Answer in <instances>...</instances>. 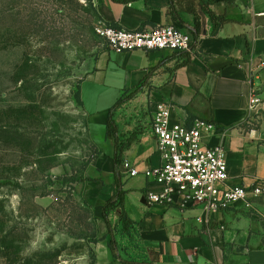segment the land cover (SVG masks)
<instances>
[{"label":"crops","instance_id":"0c3cea01","mask_svg":"<svg viewBox=\"0 0 264 264\" xmlns=\"http://www.w3.org/2000/svg\"><path fill=\"white\" fill-rule=\"evenodd\" d=\"M103 23L142 30L173 25L189 32V51L170 49L101 52L80 85L89 136L97 148L86 169L85 199L97 220V264H264V197L252 207L236 203L207 215L200 207L149 204L145 191L156 187L145 174L161 163L152 133L156 104L172 105V121H212L206 137L226 150L228 185L251 186L264 180V0H97ZM136 87L139 91L113 108ZM260 102L249 108L251 90ZM117 138L107 135L110 112ZM119 162L116 165L118 147ZM129 161L139 170L130 175ZM133 221L124 231L116 210L103 217L118 189ZM144 200V201H143ZM130 262V263H126Z\"/></svg>","mask_w":264,"mask_h":264},{"label":"rangeland","instance_id":"374dc122","mask_svg":"<svg viewBox=\"0 0 264 264\" xmlns=\"http://www.w3.org/2000/svg\"><path fill=\"white\" fill-rule=\"evenodd\" d=\"M101 23L97 0H0V264H97L76 93L109 48Z\"/></svg>","mask_w":264,"mask_h":264},{"label":"built area","instance_id":"2783aa9c","mask_svg":"<svg viewBox=\"0 0 264 264\" xmlns=\"http://www.w3.org/2000/svg\"><path fill=\"white\" fill-rule=\"evenodd\" d=\"M96 31L116 52L154 49L185 52L193 44L189 32L173 25L129 30L102 22ZM249 102L251 110L256 109L260 102L253 89ZM216 131L214 122L202 118H194L190 123L172 121V105L166 101L156 104L152 115V133L157 141L161 163L145 172L156 184V187L145 191L149 204L176 206L180 210L197 206L210 215L236 203L250 207L253 199L264 196V180L251 186L227 184L226 150L220 144L211 146L206 142V137ZM123 165L130 175L139 173L129 161Z\"/></svg>","mask_w":264,"mask_h":264},{"label":"trees","instance_id":"16d2710c","mask_svg":"<svg viewBox=\"0 0 264 264\" xmlns=\"http://www.w3.org/2000/svg\"><path fill=\"white\" fill-rule=\"evenodd\" d=\"M139 89H140V87H136L127 96L120 98L116 102V104L114 105L113 108L117 107L121 103H123V102L127 101L128 99H130L131 97H133L139 91ZM76 97H77V100L79 101L80 105L82 106V101H81V97H80V88H79L78 92L76 93ZM117 131H118V128H117V125L113 119V112L111 111L108 122H107V135L109 137L117 138ZM117 147H118V149L116 152L117 155H116V159H115L116 165H117V162H119L118 153L120 152V150H122L119 148V146H117ZM115 174H116L118 189H117V192L107 200V202L104 206V209H103V217L110 227L111 238L109 241V246H110L114 256L120 257L118 255V252H117V250H118L117 242H116L115 237L113 235V229L111 228V222L109 221V213L111 211H114V210L117 211L118 216H119V221L123 224L124 231L129 230V228L133 225V221L129 218V216L125 210V207H124L126 191L123 189L121 173L116 169ZM97 241H98V239L95 240V242H97ZM126 263H130V262H126Z\"/></svg>","mask_w":264,"mask_h":264},{"label":"water","instance_id":"95a60500","mask_svg":"<svg viewBox=\"0 0 264 264\" xmlns=\"http://www.w3.org/2000/svg\"><path fill=\"white\" fill-rule=\"evenodd\" d=\"M144 201V200H143Z\"/></svg>","mask_w":264,"mask_h":264}]
</instances>
